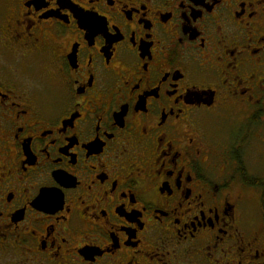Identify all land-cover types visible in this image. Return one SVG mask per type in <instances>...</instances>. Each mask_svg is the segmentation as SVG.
<instances>
[{
  "label": "flooded vegetation",
  "instance_id": "af4514ba",
  "mask_svg": "<svg viewBox=\"0 0 264 264\" xmlns=\"http://www.w3.org/2000/svg\"><path fill=\"white\" fill-rule=\"evenodd\" d=\"M0 264H264V0H0Z\"/></svg>",
  "mask_w": 264,
  "mask_h": 264
}]
</instances>
